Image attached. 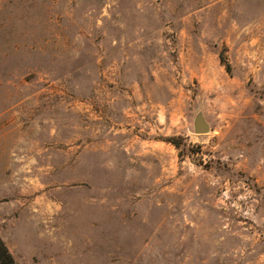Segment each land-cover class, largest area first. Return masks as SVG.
<instances>
[{
  "label": "rangeland",
  "instance_id": "obj_1",
  "mask_svg": "<svg viewBox=\"0 0 264 264\" xmlns=\"http://www.w3.org/2000/svg\"><path fill=\"white\" fill-rule=\"evenodd\" d=\"M0 239L264 264V0H0Z\"/></svg>",
  "mask_w": 264,
  "mask_h": 264
},
{
  "label": "trees",
  "instance_id": "obj_2",
  "mask_svg": "<svg viewBox=\"0 0 264 264\" xmlns=\"http://www.w3.org/2000/svg\"><path fill=\"white\" fill-rule=\"evenodd\" d=\"M167 142H169L176 148L180 147V143H178V141H176L175 139H168ZM0 264H16V262L14 261L8 250L6 249L1 239H0Z\"/></svg>",
  "mask_w": 264,
  "mask_h": 264
},
{
  "label": "water",
  "instance_id": "obj_3",
  "mask_svg": "<svg viewBox=\"0 0 264 264\" xmlns=\"http://www.w3.org/2000/svg\"><path fill=\"white\" fill-rule=\"evenodd\" d=\"M193 130L195 134L201 135L209 131V125L206 123L202 115L197 114L193 122Z\"/></svg>",
  "mask_w": 264,
  "mask_h": 264
}]
</instances>
